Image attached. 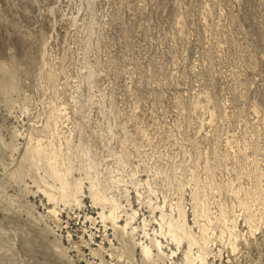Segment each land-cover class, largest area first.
Listing matches in <instances>:
<instances>
[{"label": "rangeland", "instance_id": "rangeland-1", "mask_svg": "<svg viewBox=\"0 0 264 264\" xmlns=\"http://www.w3.org/2000/svg\"><path fill=\"white\" fill-rule=\"evenodd\" d=\"M56 103L71 117L61 133L76 126V158L84 147L109 164L114 151L127 154L128 173L167 168L176 185L157 182L174 201L190 167L202 180L248 186L238 172L264 169V0H0V264H102L78 250L76 216L98 211L88 199L64 208L57 229L32 180L11 178ZM220 198L231 209V191ZM240 229L248 241L222 263L264 264V226L255 236Z\"/></svg>", "mask_w": 264, "mask_h": 264}, {"label": "bare ground", "instance_id": "bare-ground-1", "mask_svg": "<svg viewBox=\"0 0 264 264\" xmlns=\"http://www.w3.org/2000/svg\"><path fill=\"white\" fill-rule=\"evenodd\" d=\"M51 77L57 79L58 73L51 71ZM207 98L210 100L209 94ZM59 106L56 103L51 109L45 127L37 136L30 134L20 168L11 178L21 183L27 177L32 180L30 188H36L35 194L43 196L45 216L57 229H61L64 208L82 209L85 200H89L90 205L86 208L96 209L97 213H85L75 218L81 229L84 228L78 237L82 244L78 245V250L82 253L85 254L81 249L85 246L102 264H176L177 259H180L179 264H214L215 261L210 259L216 256L223 264L225 250L235 253L239 241H248V236L241 232V221L248 225L251 236L263 228L264 169L258 164L254 170L238 172L254 180L248 186L242 183L224 186L208 177L202 180L197 169L190 167L188 180H178V198L174 201L157 182L162 176L163 185L170 191L176 185L167 168L147 165L144 170L136 167L128 173L127 154L114 151L109 164L95 159L91 150L84 147L80 158H76L72 146L76 126L73 124L68 127V133H61V118L66 116L71 120V117L66 104ZM197 106L205 107L201 101ZM227 144H231L229 138ZM206 169L214 174L211 166ZM143 171L149 173L145 181L140 177ZM175 176L177 178L179 174L175 173ZM188 187L189 198L185 196ZM224 188L234 196L231 209L220 198ZM133 192L141 209L132 205ZM144 205L148 209L145 211L149 213L147 216L140 211ZM87 224L91 229L87 230ZM97 238L101 240L96 243ZM66 239L73 245L78 244L70 231H67ZM54 245L72 263L60 243ZM217 245L222 247L215 251Z\"/></svg>", "mask_w": 264, "mask_h": 264}]
</instances>
